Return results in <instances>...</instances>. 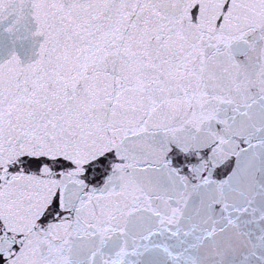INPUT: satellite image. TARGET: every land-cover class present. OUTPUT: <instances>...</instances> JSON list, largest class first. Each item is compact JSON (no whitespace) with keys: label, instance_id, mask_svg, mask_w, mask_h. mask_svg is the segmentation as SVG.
<instances>
[{"label":"snow or ice","instance_id":"snow-or-ice-1","mask_svg":"<svg viewBox=\"0 0 264 264\" xmlns=\"http://www.w3.org/2000/svg\"><path fill=\"white\" fill-rule=\"evenodd\" d=\"M0 264H264V0H0Z\"/></svg>","mask_w":264,"mask_h":264}]
</instances>
